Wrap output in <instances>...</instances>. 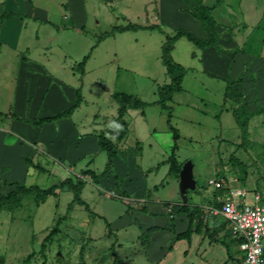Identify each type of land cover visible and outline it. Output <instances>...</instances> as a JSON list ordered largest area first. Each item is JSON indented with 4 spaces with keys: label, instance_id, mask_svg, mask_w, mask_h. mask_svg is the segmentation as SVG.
<instances>
[{
    "label": "rangeland",
    "instance_id": "rangeland-1",
    "mask_svg": "<svg viewBox=\"0 0 264 264\" xmlns=\"http://www.w3.org/2000/svg\"><path fill=\"white\" fill-rule=\"evenodd\" d=\"M154 1L158 10V0ZM202 1L186 0L185 2L195 9ZM142 2L143 0L126 2L134 11L138 10L135 11L138 17L131 18L134 22L151 23V19L145 15V12L150 10H142L140 8ZM116 8L118 10V6ZM93 10L97 12L94 16L89 15L83 33L66 31L67 33L59 38L56 48L49 50L52 52L54 64L50 67L64 68L68 73L71 67L76 66L90 51L85 67L92 74L89 78H85L83 85L82 82L75 85L83 86L81 93L85 98V107L82 110L84 114L87 113V116L91 117L96 115L98 120L97 114L102 119V113L108 112V120L103 130L112 129L115 123L110 113L114 105L110 97L112 92L126 93L148 103L143 114H139L137 109L130 108L126 117L129 122L126 135L114 146L118 153L124 152L127 155L129 150L132 151L135 160L133 167L138 171L130 180L128 175L132 176L131 164L123 158L120 167L128 174L129 179L123 176L122 179L133 183L131 191L135 197L139 191L144 190L145 201L149 198L155 200L174 196L176 199L180 196L179 173L168 172L169 163L166 161L173 144L172 132L166 122L168 110L152 103L157 99V87L168 81L160 61V45L164 35L173 34L176 26L170 21L162 24L163 33L158 29L128 31L114 38H106L103 42L102 40L97 42L99 35L108 30L107 26L110 23L107 15L100 9L94 7ZM167 10L168 15L173 17L176 15L177 7L171 4ZM117 12L119 14V11ZM123 22L126 20L119 17L116 23ZM64 24H67V21L60 16L39 29L36 24L29 22L25 35L20 39L21 45L16 49L18 55H24L25 47L30 45V41L37 39L36 33L40 38L38 50H47L51 38L49 32L54 29L53 25L64 26ZM177 26H179L177 29L183 27H180L181 23ZM187 31L191 30L187 29ZM176 43L174 60L186 68V71L181 81L182 90L175 92L168 102L171 112L170 124L179 133L176 150L178 163H181V166L186 160L193 163L196 188L194 191H188V201L193 202L195 199L200 209L199 218L206 223L203 227L204 232L194 233L191 243H188L186 239L176 241L171 235L167 237L169 233L163 229H144L157 225L160 222L158 217H167L166 230L173 229L172 216L178 211L179 204L173 205L167 211L170 204L165 203L164 206L160 203L166 209L157 216H145L144 209H134L133 203L140 208L142 201H138L141 202L138 204L121 189V176L114 173L112 160V168L98 179H93L96 182L102 178L100 183L87 182L81 192L82 199L89 205L92 213L78 204L67 210L73 194L70 190L64 189L58 191L56 189L55 193L48 195L44 202L35 201V191H32L31 194L23 195L18 208L1 210L0 264H40L42 261L44 264H236V260L240 258L233 253L236 243L227 232L223 218L212 211L217 210L220 201L235 191L243 193V197L247 200L255 196H264V105L257 102L254 103L255 108L248 107L252 116L247 119L246 132L243 133L235 122L232 109L247 102L244 96L243 83L246 81L244 74L236 84L238 92H234L232 97H227L224 101L225 82L220 78L208 76L201 69L203 61L200 54L197 59L192 56L193 51L201 53L200 49L197 50L198 48L184 36L179 37ZM92 45H95L93 49H91ZM6 47L0 46L1 56L4 55ZM212 61L216 70H219V65ZM5 68L9 69L3 62L0 66V77ZM50 70L52 73L57 72L65 76L64 71ZM74 76L75 82H78V76L76 74ZM68 80L65 82L73 84L70 79ZM3 87L0 86V96ZM4 101L2 98V102ZM0 108L2 112L8 109L1 103ZM153 127L157 139L151 145L152 153L146 150L147 145L143 143L140 155L136 148L135 134L138 131L150 133ZM30 147L29 143L24 142L17 146L9 138L0 139V165L4 163L11 177L17 178L12 181L20 179L22 182L19 183L33 184L40 191L68 177H61L59 172L77 171L84 168L88 162V160H76L73 154H69L67 159L61 160H65L63 167L41 153L40 158L36 159L39 167L30 166L24 160L29 156L27 155L29 152L25 153L26 148ZM154 153H156L155 157H153ZM159 154L164 156L155 163ZM104 155L105 161L102 153L90 155L91 158L93 157L91 169L99 174L104 171L107 162L106 151ZM21 156L25 157L21 158ZM21 163L27 165L25 170L21 167ZM108 173H112L113 177ZM80 174L77 173L76 179ZM140 177L144 179L143 189H140V179L137 181L135 179ZM113 180L114 188L122 199L128 201L127 204L113 196L101 198L99 186L102 189H109ZM4 193L7 192L0 189V195ZM179 203L181 204V199ZM60 217L62 218L58 225L59 232L50 242L45 243L43 256L41 242ZM125 218L130 219L128 224L123 223ZM106 221L110 223L111 235L107 233ZM196 221L197 219L195 223ZM152 242L153 249L150 248ZM164 249L166 253L159 256ZM238 252L240 250H237Z\"/></svg>",
    "mask_w": 264,
    "mask_h": 264
},
{
    "label": "crops",
    "instance_id": "crops-1",
    "mask_svg": "<svg viewBox=\"0 0 264 264\" xmlns=\"http://www.w3.org/2000/svg\"><path fill=\"white\" fill-rule=\"evenodd\" d=\"M127 1L128 0H0V46H7L4 49V55L1 56L0 54V66L4 62V65H8L9 67V69L5 68L3 70L2 76L0 77V86H4L1 93L2 96H0V103L8 108L5 112L0 111L2 113V115H0V139L9 138L17 146L24 142L29 143V146L31 147L26 148L25 153L29 152L27 155H29L28 157L34 166L39 167L36 159L40 158L41 153L45 156H49L51 160L57 161L63 167L65 165V160H61L62 158L67 159L69 154H73L74 158L79 161L88 160L87 164L84 165V168H80L77 171L68 170L66 173L59 172L61 177L68 176L67 178H71L75 182L77 173H81V171L88 169L99 174L91 169V160L93 157L91 158L90 155H92V153H102L103 161L106 160L104 155L105 151L103 152L99 148L97 135L99 131L103 130V126L105 125L106 120H108V112H104L106 115L102 113V119L101 116L97 114L98 120L96 115L91 117L87 116V113L84 114V111L82 110L85 107V98L81 93V88L83 86H79L81 102L70 116L59 118L52 122H43L39 126L32 124V122H36L44 117L53 116L73 105L76 98L75 90L78 88L75 84L77 83L78 85L79 82H82L83 85L85 78H89L92 74L91 71H88L85 67L87 61H85L83 67V75H80V70L77 66L78 63L76 66H72L71 71H68V73L67 71H64L66 70L64 68L50 67L54 64L52 63V52L49 50L56 48L59 38L61 35L66 34V31L73 30L83 33L89 15L93 14L94 16L97 12L93 10L94 7L100 9V11L106 14L109 18L108 23H110L107 26L108 30H105L102 35H99L97 42H101V40L103 42L106 38H114L116 35L128 31L139 32L143 30H155V28H148L150 25H158L163 30L162 24L169 23L170 21L174 22L176 29L179 27L177 25L181 23L180 27L183 26L182 28L186 30L190 29L199 39H204L207 36L206 32L201 28L200 21L194 18L192 12H190L191 10H189L188 6L181 0H158V10L154 0H143L140 8L144 11H147V9L150 10L145 12V15L151 19V23L134 22L131 17H135V11L138 10L134 11L130 4L126 3ZM214 2L215 0H203L202 4L205 6H212ZM171 4H175L177 7L176 15H173V17L168 15L167 10ZM116 6H118V10ZM128 7L130 8V12ZM117 11H119V14ZM8 13H18L21 14V16L13 15L9 18L3 17L4 14ZM127 13H129V16H127ZM211 15L214 19L215 31L219 36L218 46L199 50V48L192 43L198 48L197 50L201 52L197 53L198 51H193L192 56L197 59L198 54H200L201 61H203V67H201V69L208 76L217 77L223 80L225 82V88L228 82H233V84L236 85L238 80H240L244 74L246 81L243 83V86L244 96L247 99V102H245L247 109L248 107L255 108L257 102L258 104L264 105V0H223L218 7L211 11ZM58 16L67 21V24H64V26L53 25L56 31L52 29V32H49L51 38L47 50H38L37 47L39 46L38 42L40 38H38V33H36L35 37L37 39L35 41H30V45L25 47L24 55H18L16 49L21 45L20 39L25 35L24 32L26 31L29 22L34 25L36 24L35 26L39 29L40 27L46 26L49 22L52 23ZM119 17L125 19L126 22L117 24L116 22ZM172 18H174V20ZM175 18H178L179 20H176ZM167 35L172 34L164 35L163 41L160 45L161 50ZM93 47H95V45H92L91 49H93ZM176 49L177 43L175 42L171 50L173 60V55L175 54ZM88 54H90V51ZM212 60L215 61V64L217 63L219 65V70H216L215 65L213 66ZM50 69L64 71L65 76H62L57 72L52 73ZM184 69L186 71V68ZM164 70L166 74L165 67ZM185 71L181 76V81ZM74 74L78 76V82H75ZM167 78L168 81L166 83H169L170 79L168 76ZM68 79H70L73 84L65 82L69 81ZM113 93L114 92L110 95L114 104L111 107V118L115 119L112 129H114L116 125L118 108L117 102L112 98ZM2 98L5 100L4 102H2ZM144 108L145 107L132 109H137L139 110V114H143ZM129 111L130 108H127L124 116L125 120ZM96 112L99 113V111ZM24 119L29 121H24ZM126 122L128 129L129 122L128 120H126ZM154 129V127L151 128L150 133L148 131L145 133L138 131L135 134L136 148L139 150L138 153L140 152V155L142 154L141 144L143 143L147 145L146 150L149 153H152L151 145L155 143V139H157L154 134ZM123 138L119 140L111 138V141L115 146L116 142L122 141ZM114 153L113 171L121 176V189L125 190L128 195H130L129 197H131L133 201H137L138 204L141 203L138 201H142V206L140 208L133 203L134 209H144V211H146L143 213L145 216H157L161 214L160 212H164L166 209L162 207L160 203H163L164 206L165 203L170 204L169 207H167V211L168 209H171L173 205L176 206L179 204V206H181V204H183L182 200L181 204L179 203L181 199L180 196H177L176 199L174 196L173 198H156L155 200L149 198L145 201L144 190L139 191L136 197L132 195L131 189L133 183H129L128 181L125 182V179H122V176L127 177L128 174L121 170L120 162L121 159L124 158L131 164L132 170H130V172H132V176L128 175V177L131 178L138 172L133 167L135 164L134 155L131 150L128 151L127 155L124 152L118 153L116 148H114ZM155 156L156 153L153 154V157ZM163 156L164 154H159V158L155 163L162 160ZM24 157L25 156H21V158ZM82 162L84 163V161ZM21 164V167L25 170L27 165H24L23 163ZM6 169H8V167L2 163L0 165V189L8 193L14 188V185L10 183L14 182L12 180H16L17 178H12L11 173ZM168 172H170L169 169ZM108 175L112 176V173H108ZM81 177L82 175H80L79 178ZM128 177L127 179H129ZM81 179L84 187L87 182L100 183L102 178L95 182L90 176L85 175V177H82ZM135 179L136 181L140 179V189H143L144 179H142V177ZM18 180V182H22L20 179ZM130 180H132V178ZM83 187L80 190V197ZM58 189L59 188H57V191ZM63 189L68 190L67 188H61L60 190ZM98 189L100 190L101 198H109V196H113L116 197V199L119 198L123 200L125 204L128 202L126 199H122V197L119 196V192L114 188V180L109 189H102L100 186ZM193 200V202L188 201L190 205H196L195 199ZM155 202L157 204H154ZM74 205L75 204H73V206ZM146 219L149 220L148 218ZM172 219L173 229L166 230V225L168 224L167 217H158V221L160 222H158L157 225L145 227L144 229H163V231L169 233L167 234V237H170L171 235L172 239L175 240V234L185 231L187 227V218L185 214L176 212V214L172 216ZM129 222V218L123 220V223L125 224H128ZM203 224L205 225L206 223L204 222ZM225 227L227 229L226 225ZM193 235L194 233L191 236V240ZM235 245L233 253H236V257L241 258V252L237 253L239 248ZM150 248H154L153 242ZM165 253L166 249L161 251L159 256L164 255Z\"/></svg>",
    "mask_w": 264,
    "mask_h": 264
},
{
    "label": "trees",
    "instance_id": "trees-1",
    "mask_svg": "<svg viewBox=\"0 0 264 264\" xmlns=\"http://www.w3.org/2000/svg\"><path fill=\"white\" fill-rule=\"evenodd\" d=\"M181 1L188 6V4L185 2L186 0H181ZM222 1L223 0H215L212 6H205L201 2L200 4L198 3L199 5L195 9L188 6L194 18L200 21L201 28L206 32L207 35L206 38L199 39L190 31H187L186 29L183 28H179L176 29V31L172 35L166 36L165 43L161 50V63L166 68V74L169 77L170 82L158 87L157 90L158 99L154 103L158 104L161 108L168 110V116L166 122L169 125L170 131L172 132V140H173L170 154L167 158V162L169 163V171L171 172L176 171V173H179L181 169V163H178L177 155H176L177 140L179 138V133L177 129H175L170 124L171 112L168 106V102L172 99V96L175 92L182 90L181 76L185 71V69L180 64H178L173 60L171 56V50L176 40L181 36L186 37L187 40L192 42L199 49H206L209 47L218 46L219 36L215 31L214 19L212 18L211 11L214 8L218 7L222 3ZM13 15L21 16V14L18 13L17 14L8 13V14H4L3 17L9 18ZM148 28H155L158 29L161 33L164 32L160 27L156 25H150ZM88 56L89 54L86 55L77 65L78 69L80 70V75H83V71H84L83 67ZM236 91L238 92L237 86L233 84V82H228L224 91V101L226 100L227 97H232V94ZM75 94H76L75 102L68 109L60 113H57L53 116L41 118L36 122H32V124L39 126L43 122H52L59 118L70 116L74 111V109L77 108L81 102L80 87H78L75 90ZM112 98L118 104L115 128L109 130H101L97 135L100 149L106 151L107 153V162L105 164V169L102 173L98 175L88 169L81 171L80 174V175H89L91 176L92 179H98L99 177L103 176L109 169L112 168V160L114 158L115 153H114V143L111 141V138L119 140L126 135L127 122L124 116L127 108H142L148 105L147 102L142 101L137 97H132L128 94L120 93V92H114L112 94ZM0 115H2L1 112ZM232 115L235 119L236 124L241 129V131L245 133L248 122L247 119H249L252 116V113L249 112V110L247 109L246 103H241L236 108L232 109ZM24 121H29V120L24 119ZM24 160L30 166H34L32 165V161L30 160L29 157H26ZM117 183H118V179L116 178V185ZM10 184H13L14 188L10 192L0 195V211L12 210L18 208L21 204V199L23 195L31 194L32 191H35L34 192L35 201L44 202L48 195L55 193V189L67 188L73 194L72 200L67 205V210H70L73 204H78L80 206H83L86 211L92 213V211L89 208V205L80 197V190L83 187V181L81 178H77L75 182L71 178H66L63 181H61L59 184L51 185L48 188L44 189L43 191L37 189L35 185L25 186L24 184H20L18 181H14ZM127 209L129 210V207ZM176 212L183 213L186 215L187 227L185 231L175 234L174 239L175 240L186 239V241L190 243L192 234L201 233L203 231V227H205V225H203L202 218H199L200 209L198 205H190L189 202H187V204H181V206H179L178 208V211ZM61 218L62 217L57 219L54 227L50 229L48 234L43 238L41 242L40 245L41 254L43 256H44L42 252L43 246L45 245V243L50 242L52 237L59 232L58 225L61 221ZM196 219L197 221L195 223ZM106 228H107V233L111 235L112 230L110 228V223L107 221H106ZM31 254L29 256H31ZM40 264H44V261H42Z\"/></svg>",
    "mask_w": 264,
    "mask_h": 264
},
{
    "label": "built area",
    "instance_id": "built-area-1",
    "mask_svg": "<svg viewBox=\"0 0 264 264\" xmlns=\"http://www.w3.org/2000/svg\"><path fill=\"white\" fill-rule=\"evenodd\" d=\"M212 212L223 218L238 245L241 258L236 264H264V196L247 200L243 193L235 191Z\"/></svg>",
    "mask_w": 264,
    "mask_h": 264
},
{
    "label": "water",
    "instance_id": "water-1",
    "mask_svg": "<svg viewBox=\"0 0 264 264\" xmlns=\"http://www.w3.org/2000/svg\"><path fill=\"white\" fill-rule=\"evenodd\" d=\"M196 180L193 177V163L190 160L183 162L179 171L178 189L182 203L188 202V191H194Z\"/></svg>",
    "mask_w": 264,
    "mask_h": 264
}]
</instances>
